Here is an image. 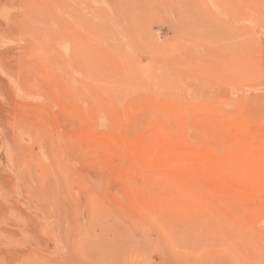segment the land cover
I'll use <instances>...</instances> for the list:
<instances>
[{
  "label": "rangeland",
  "instance_id": "rangeland-1",
  "mask_svg": "<svg viewBox=\"0 0 264 264\" xmlns=\"http://www.w3.org/2000/svg\"><path fill=\"white\" fill-rule=\"evenodd\" d=\"M179 1L0 0V264H264V0Z\"/></svg>",
  "mask_w": 264,
  "mask_h": 264
},
{
  "label": "bare ground",
  "instance_id": "bare-ground-1",
  "mask_svg": "<svg viewBox=\"0 0 264 264\" xmlns=\"http://www.w3.org/2000/svg\"><path fill=\"white\" fill-rule=\"evenodd\" d=\"M174 1V0H173ZM177 1H179V0H177ZM182 1V0H181ZM181 1H179V2H181ZM184 1V0H183ZM182 1V2H183ZM195 2V1H194ZM199 2H202V1H199ZM198 3V2H197ZM205 3H207V2H205ZM191 4V3H190ZM196 4V3H195ZM194 4V5H195ZM174 5V4H173ZM178 5V4H177ZM184 6V7H183ZM183 6H180V7H182L183 9H185V7H186V5H183ZM200 6V5H199ZM176 7H178V6H176ZM194 8L196 7V6H193ZM181 8V9H182ZM204 9V8H203ZM118 11V10H117ZM192 11H193V9H192ZM200 11V10H199ZM216 13V12H215ZM181 14V13H180ZM198 14V13H197ZM197 14H196V16H197ZM203 14V13H202ZM212 14V13H211ZM204 15V14H203ZM208 15H210V14H208ZM120 16V15H119ZM212 16V15H211ZM210 16V17H211ZM197 17H200V16H197ZM197 17H196V19H197ZM203 17V16H202ZM219 18V17H218ZM200 20H205V19H201V18H199ZM199 19H197L198 21H199ZM207 19V18H206ZM211 20H212V18H211ZM187 21V20H186ZM207 21V20H206ZM197 23H200V22H197ZM209 23H211V22H209ZM217 22L215 21V24H216ZM208 23H206V25H207ZM202 24L200 23V26H201ZM214 25V24H213ZM211 27V26H210ZM210 29V28H209ZM210 30H212V29H210ZM209 31V30H208ZM213 32H214V30H213ZM185 45V44H184ZM215 54V53H214ZM215 55H217V54H215ZM218 56V55H217ZM191 58V57H190ZM174 84H176V82L174 83ZM177 86V85H176ZM242 162V161H241ZM244 172V171H243ZM146 175V174H145ZM257 181V180H256ZM223 214V213H222ZM235 226V225H234ZM237 227V226H236ZM241 227V226H240Z\"/></svg>",
  "mask_w": 264,
  "mask_h": 264
}]
</instances>
